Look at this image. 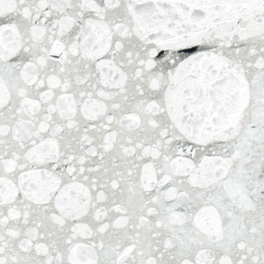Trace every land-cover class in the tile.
<instances>
[{"label": "snow or ice", "instance_id": "snow-or-ice-1", "mask_svg": "<svg viewBox=\"0 0 264 264\" xmlns=\"http://www.w3.org/2000/svg\"><path fill=\"white\" fill-rule=\"evenodd\" d=\"M0 264H264V0H0Z\"/></svg>", "mask_w": 264, "mask_h": 264}]
</instances>
